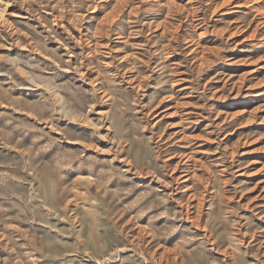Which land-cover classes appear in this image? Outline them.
<instances>
[{
    "label": "rangeland",
    "instance_id": "374dc122",
    "mask_svg": "<svg viewBox=\"0 0 264 264\" xmlns=\"http://www.w3.org/2000/svg\"><path fill=\"white\" fill-rule=\"evenodd\" d=\"M0 264H264V0H0Z\"/></svg>",
    "mask_w": 264,
    "mask_h": 264
}]
</instances>
